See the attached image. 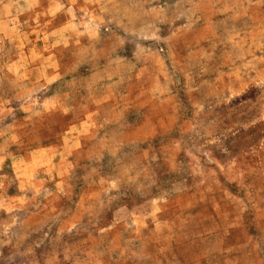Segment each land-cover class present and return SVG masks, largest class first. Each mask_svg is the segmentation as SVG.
Masks as SVG:
<instances>
[{
    "label": "rangeland",
    "instance_id": "1",
    "mask_svg": "<svg viewBox=\"0 0 264 264\" xmlns=\"http://www.w3.org/2000/svg\"><path fill=\"white\" fill-rule=\"evenodd\" d=\"M28 5L34 20L71 9L77 52L98 59L35 108L26 80L0 73V129L20 122L0 170V264H264V0ZM42 98L86 105L82 152L30 159L26 118Z\"/></svg>",
    "mask_w": 264,
    "mask_h": 264
},
{
    "label": "crops",
    "instance_id": "2",
    "mask_svg": "<svg viewBox=\"0 0 264 264\" xmlns=\"http://www.w3.org/2000/svg\"><path fill=\"white\" fill-rule=\"evenodd\" d=\"M20 1L0 0V73L16 85L26 80L28 92L33 95L29 105L35 108L34 95L50 89L68 68L91 64L98 59V55L92 47L89 60H84L82 52H77L81 46L84 47L86 38L82 32L76 31L71 9L60 10L51 19L34 20V11L28 5V0H23L27 7L22 12L17 8ZM4 50L7 53H3ZM72 50L75 53L67 55ZM42 100L40 107L37 110L33 108L26 118L27 141L34 143L25 150L30 159L48 157L51 153L68 159L74 157V153L82 152L83 146L94 139L93 123L86 112V105L84 107L82 101L51 105L46 98ZM56 114L60 118L57 117L56 123L50 122L49 118ZM19 125V120H13L3 124L4 127L0 129V170L6 160L19 153L13 149V146H17L16 127ZM52 126L54 130L51 133ZM35 132L36 137L31 139ZM31 170L34 171L30 181H37V188L43 191L51 185L45 178L49 173L47 175L44 167H32ZM62 196H67V192ZM54 204V214H62L63 206L67 205L60 200Z\"/></svg>",
    "mask_w": 264,
    "mask_h": 264
}]
</instances>
